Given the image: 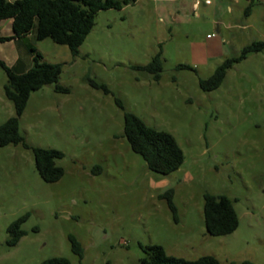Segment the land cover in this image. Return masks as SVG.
Returning a JSON list of instances; mask_svg holds the SVG:
<instances>
[{
	"label": "rangeland",
	"instance_id": "obj_1",
	"mask_svg": "<svg viewBox=\"0 0 264 264\" xmlns=\"http://www.w3.org/2000/svg\"><path fill=\"white\" fill-rule=\"evenodd\" d=\"M218 2L200 0L194 8L192 0H138L121 11H100L76 57L51 39L2 47L10 52L15 46L26 60L36 50L62 64L59 85L69 92L53 85L33 92L20 119L31 147L64 153L57 160L64 169L61 180H42L32 149L0 147V264H41L53 257L71 264H142V246L151 245L187 260L213 256L221 264H264V51L236 64L218 89H201L199 78L210 77L221 62L202 59L216 19L231 28L247 18L245 4H229V11L226 3L216 14ZM249 23L251 32L231 37L229 58L264 40L261 7H253ZM161 49L159 81L133 68L148 64ZM6 83L0 69V125L15 115ZM125 112L176 138L185 155L178 171L153 172L132 151L124 137ZM170 190L178 221L162 198ZM207 193L233 201L239 226L232 234L207 233ZM26 214V235L11 247L8 229ZM70 235L82 245L83 260L73 253Z\"/></svg>",
	"mask_w": 264,
	"mask_h": 264
},
{
	"label": "trees",
	"instance_id": "obj_2",
	"mask_svg": "<svg viewBox=\"0 0 264 264\" xmlns=\"http://www.w3.org/2000/svg\"><path fill=\"white\" fill-rule=\"evenodd\" d=\"M138 0H0V21L13 20L14 36H0V43L23 38L36 31L38 41L51 39L59 45L69 47L73 57L79 55V49L92 32L100 11L123 10L126 6L135 5ZM251 7L247 8L249 14ZM264 51V40L253 41L246 45L237 57L227 58L217 66L208 78H199V85L204 91H213L221 87L227 73L236 64L246 60L252 53ZM165 60L163 50L159 51L152 60L144 66H134V69L145 70L154 75L159 81L164 71ZM179 69H191V66L180 64ZM0 69L7 75L4 93L15 108V115L0 125V147L22 145L32 149L37 171L46 183H55L64 176V169L57 165V160L64 153L56 149L31 147L20 131V119L24 114L28 101L33 92L45 86L53 85L57 92H69L68 88L59 85L63 65L44 60L41 53L34 50L33 66L26 72L19 73L0 59ZM92 87L103 90L106 94L110 89L95 81H90ZM117 105L124 110L119 99ZM124 137L132 151L143 158L148 168L156 173L169 175L178 171L185 162L184 152L176 138L169 132L150 127L137 115L129 112L124 114ZM100 170L99 168H95ZM174 191L170 190L165 196L167 204L178 221V209L173 199ZM204 217L207 233L211 236H227L239 226L238 214L233 201L224 195H204ZM29 218L26 214L13 222L9 229L7 244L16 246L26 235L22 224ZM72 251L81 260L84 249L72 235L69 236ZM146 256L142 264H221L213 256H202L196 260H187L169 255L161 245L142 246ZM41 264H71L66 257H53ZM83 264V263H81ZM242 264H253L249 261Z\"/></svg>",
	"mask_w": 264,
	"mask_h": 264
},
{
	"label": "crops",
	"instance_id": "obj_3",
	"mask_svg": "<svg viewBox=\"0 0 264 264\" xmlns=\"http://www.w3.org/2000/svg\"><path fill=\"white\" fill-rule=\"evenodd\" d=\"M206 1V0H205ZM219 1V0H218ZM200 3V0H192V4L195 7H197ZM228 3V5H241L245 4L248 7H251V10L249 14H247V8L245 10V17H247L245 20H237V26L233 27L230 25H226L225 21L222 19H216L215 25H216V32L213 33L214 36L207 37V40L205 41L204 45L202 46L203 51V57L204 63L208 64L210 62H213L214 60H217L220 58L221 62L218 65H220L225 59L229 58L228 50L230 49L232 45L231 37H239L241 34H244L246 32H251V24L249 23V20L251 16L253 15V7L259 6L261 9L264 10V0H221V2L216 3L215 5V13L218 14V12L223 11L224 5ZM209 5H212V0H210V3H206ZM229 5V11H233V8ZM176 18V16H174ZM226 27L227 29L232 30L231 32L226 33L223 30V27ZM0 36H6V37H12L14 36V30H13V20L12 19H5L0 21ZM21 40H29L32 44H36L37 38H36V31H32L29 35L23 38H16L12 39L11 41L0 43V59L4 60L7 65L12 66V64L17 65L19 69H17V72L23 73L26 72L31 68V64L33 61V56L31 55L28 60L22 59L20 57V54L15 50V46H12V50L8 52V49L2 48L4 45L9 43H15ZM257 41V40H256ZM5 47V46H4ZM245 47V46H244ZM243 47V48H244ZM241 52V51H240ZM239 52V54H240ZM239 54L234 55V57H237ZM232 58V57H231ZM216 66V68H217Z\"/></svg>",
	"mask_w": 264,
	"mask_h": 264
},
{
	"label": "built area",
	"instance_id": "obj_4",
	"mask_svg": "<svg viewBox=\"0 0 264 264\" xmlns=\"http://www.w3.org/2000/svg\"><path fill=\"white\" fill-rule=\"evenodd\" d=\"M206 3H210V0H206ZM212 36H214V34ZM209 37H211V35H209Z\"/></svg>",
	"mask_w": 264,
	"mask_h": 264
}]
</instances>
